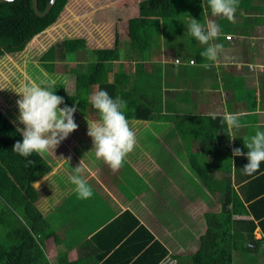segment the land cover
Wrapping results in <instances>:
<instances>
[{
  "label": "crops",
  "instance_id": "crops-1",
  "mask_svg": "<svg viewBox=\"0 0 264 264\" xmlns=\"http://www.w3.org/2000/svg\"><path fill=\"white\" fill-rule=\"evenodd\" d=\"M142 1L118 0L119 7L114 8L106 2L102 7H106L109 39L82 36L86 45L92 41L100 49L117 45L115 59L107 62L104 81L114 85V98L127 101L125 112L138 115L128 117L137 145L116 172L95 156L96 163L88 169L78 155L65 163L56 161L60 169L56 184L63 196L44 218L71 263L101 264V255L114 252L122 241L118 239L121 226L91 237L124 211H129L168 251L158 264L164 260L177 264L175 256L195 254L206 230V216L221 211L224 180L230 176L237 190L239 185L233 178L244 174L242 164L238 162L239 168L235 167V161L243 156L235 160L232 149L247 153L245 139L257 129L264 131V0H239L233 21L213 17L210 10L206 16L202 0L182 4L179 0L178 8L171 9L167 18H155V23L149 20L135 37L125 33L115 44L120 28L110 14L133 11L132 6ZM190 16L201 23L212 19L220 25L221 35L215 42L222 47L211 69L200 66L209 63L201 56L206 46L189 35ZM82 53L85 56L76 66H68L69 74L86 70L87 51L67 53L61 61L74 63L75 55L81 57ZM98 90L97 83L90 84L83 93L84 100L91 104V96ZM224 113L239 114L242 125L234 129L235 140L231 142L222 121ZM81 116L89 123L99 120L97 112L87 108ZM80 163L81 174L93 190L88 199L80 198L69 181ZM171 188L175 191L170 192ZM233 219L247 218L236 215ZM254 236L261 237L259 229ZM146 238L140 232L133 242H123L111 264L123 262ZM50 256V264H56V256Z\"/></svg>",
  "mask_w": 264,
  "mask_h": 264
},
{
  "label": "trees",
  "instance_id": "trees-1",
  "mask_svg": "<svg viewBox=\"0 0 264 264\" xmlns=\"http://www.w3.org/2000/svg\"><path fill=\"white\" fill-rule=\"evenodd\" d=\"M88 1L91 0L81 2L55 0L50 11L43 17L33 12L31 0L0 3V57L22 51L31 39L37 45L42 43L48 38L45 31L61 23L68 15L78 16L83 23L84 27H80L77 32L86 35L87 31L88 35L91 34L101 40L109 39L110 29H107L109 24L106 20V9L97 13L92 12V7L86 6L85 2ZM48 2L49 0H37L38 10L44 11ZM92 2L94 5L99 3L104 6L106 0H92ZM175 3V0H146V2L143 0L132 6L133 11H113L110 16L117 20L116 26L120 28L118 33H115V39H117L115 44L119 41L120 35L123 36L125 33L133 37L139 27L145 26L147 21L155 23L157 22L155 18H167L168 12L178 6V3ZM133 13L135 15L131 17L130 14ZM100 29L102 34L98 35ZM51 31L54 32L53 37L58 35L54 29L47 32ZM48 44L41 45H45L44 48L47 47V49L40 56V61L43 68L50 73L54 71L53 61L64 60L67 53L76 52L78 49H84L88 53L89 63L86 64V70L82 73L74 72L72 75L73 94L66 92L61 81L54 85L53 90L56 95L64 98V105L68 107L75 105L80 115L86 108L97 112L92 103L88 104L83 97L87 87L94 83L98 84L99 90L107 91L114 98V85L105 82L104 76L109 64L107 62L115 59L117 45L113 49H100L94 47L92 41L86 45L83 38L70 37L49 46ZM86 46L89 47L87 50ZM138 109L136 108L135 111ZM97 114L99 117L98 112ZM125 114L127 118H138L135 112L133 114L125 112ZM144 117L147 118V115ZM17 141H22V134L18 131V126L0 107V229H2L0 264H50L45 253L46 241L51 239L58 245L59 240L35 205L38 191L33 184L42 176L52 172L56 164L53 163L52 167L49 158L37 154L25 159L12 151ZM238 158L235 157V160ZM28 160L33 163L30 164ZM238 162L242 164L241 169H243L247 162L246 156L235 161L236 168H239ZM56 174L53 175L54 178ZM57 175L55 179L60 182V176ZM234 180L239 185L237 190H234L230 176L224 180L221 211L206 216V230L199 238V247L195 254L189 257L175 256L177 264H246L241 257L249 258L250 254L253 257L257 253L263 257L262 264H264V162L254 174L235 175ZM236 215L246 216L247 219H233ZM129 220L131 223H127ZM118 226L122 228L118 235L119 241H122L113 250L114 252L107 254L109 256L106 255V257L105 254L100 256L101 264H111L114 254L121 251L122 243L133 242L140 232L146 234V240H141L142 244L139 242L136 249L120 264H158L167 257L166 248L155 240L129 211H124L106 224L91 237V240L94 236H99ZM256 229H259L261 233L260 238L254 236ZM148 241L151 242L146 245ZM139 247L144 248L141 250ZM57 248L64 250L61 244ZM56 264L78 263L67 261V252L62 251L56 255Z\"/></svg>",
  "mask_w": 264,
  "mask_h": 264
},
{
  "label": "clouds",
  "instance_id": "clouds-1",
  "mask_svg": "<svg viewBox=\"0 0 264 264\" xmlns=\"http://www.w3.org/2000/svg\"><path fill=\"white\" fill-rule=\"evenodd\" d=\"M202 7L206 16L210 10L213 17L222 16L233 21L239 8V0H202ZM187 30L191 37L206 46L201 56L209 63L200 66L211 69L222 47L215 42L221 35L220 25L212 19H206L201 23L200 20L191 17ZM55 83V80H51L46 87L33 84L18 93L22 97L17 100L18 119L24 127L18 129L22 134V141H17L12 151L25 159L33 154L43 155L49 150H55L79 127L74 119L76 106L59 107L64 104V98L55 94L53 90ZM91 103L99 113V120L88 122L87 134L93 140L95 156L116 172L137 145L136 133L125 114L127 101L119 96L113 98L105 90H98L91 96ZM215 118L213 115V119ZM222 121L227 125L226 134L230 142L234 141V129L238 130L242 126L239 114L224 113ZM243 143L248 149L247 153L240 148H233L232 153L236 157L246 155L248 163L243 167V171L247 175H252L264 162V131L255 130L254 134L247 137ZM28 162L33 163L31 160ZM81 172L80 163V166L73 169L69 181L75 185L74 190L80 198L88 199L92 197L93 190Z\"/></svg>",
  "mask_w": 264,
  "mask_h": 264
},
{
  "label": "rangeland",
  "instance_id": "rangeland-1",
  "mask_svg": "<svg viewBox=\"0 0 264 264\" xmlns=\"http://www.w3.org/2000/svg\"><path fill=\"white\" fill-rule=\"evenodd\" d=\"M81 1L83 0H77V2ZM184 1L185 0H181L180 4L184 3ZM106 2L108 5L112 4L113 6L111 7L113 8L119 7L118 0H116L115 3L113 0H106ZM175 2V4H177L179 0H175ZM85 3L87 4V7H92L91 11L95 13L100 12L99 9H105L99 3L94 5L92 0ZM80 27H84L80 18L78 16L73 17V15H68L61 23L45 31V33L48 34V38L42 43H45V45L49 43V46L62 41L64 38H82L84 34L77 32ZM53 29L58 34L56 37H53V31L47 32L48 30ZM85 33L88 35L87 31ZM32 41L33 39L26 44L22 51L0 57V107L1 110L8 115L9 119L13 120V122L18 126V129L24 127L19 123L18 119L19 110L17 100L22 98L18 93L23 92L25 88L31 87L33 84L43 86L50 84L51 80H55L56 83L61 81L64 84L65 90L68 94H73L74 78L71 74H69L67 69L69 68L68 66H76L81 58H84L85 56L83 53L81 54V57L76 54L74 63L67 65L58 60L53 61L54 71L50 73L43 68L42 62L40 61V56H42V54L46 51L47 47L44 48L45 45L41 46L42 43L37 45V43L35 44ZM64 106L65 105L62 104L59 107L63 108ZM74 119L79 126L78 129L69 134V136L62 141L55 150H49L44 153L43 156L45 158H49V162L53 164L56 163L57 160L59 163H65L67 160L76 159L78 155L82 159L85 168L88 169L92 164L96 163L94 160L95 149L93 140L87 134L88 122L85 121L86 119L78 114L77 111L74 113ZM58 167L59 166H54L52 172L42 176L33 184L38 191V199L35 202V205L40 209L43 217L49 213L52 206L57 205L61 201L63 196L61 189H59L56 184L57 180L55 178L58 175H56L52 181V176L60 170ZM86 171L88 172V170ZM173 191H175V188L170 189V192ZM171 197H173V195H171ZM174 198L178 199L180 196H174ZM1 233L2 229H0V234ZM60 234L61 232H59V235ZM52 242L53 241L51 239L46 241L45 249L47 250H45V253L47 256L51 255L50 257L53 259L57 254L65 251L66 249L63 246L64 250L57 248L60 243L58 245L54 243L53 249H49ZM242 259L246 264H262L263 262V257L259 255V253L253 257L252 254H250L249 258L243 257ZM170 261L172 264H175L174 261Z\"/></svg>",
  "mask_w": 264,
  "mask_h": 264
},
{
  "label": "water",
  "instance_id": "water-1",
  "mask_svg": "<svg viewBox=\"0 0 264 264\" xmlns=\"http://www.w3.org/2000/svg\"><path fill=\"white\" fill-rule=\"evenodd\" d=\"M12 1H14V0H0V3H2V2H12ZM54 3H55V0H49V2L46 5L44 11L40 12L38 10L37 0H31V7H32L33 12L37 16L43 17V16H45L50 11V9L52 8V6H53Z\"/></svg>",
  "mask_w": 264,
  "mask_h": 264
},
{
  "label": "built area",
  "instance_id": "built-area-1",
  "mask_svg": "<svg viewBox=\"0 0 264 264\" xmlns=\"http://www.w3.org/2000/svg\"><path fill=\"white\" fill-rule=\"evenodd\" d=\"M178 62V60H176ZM160 264H172L170 260H164Z\"/></svg>",
  "mask_w": 264,
  "mask_h": 264
}]
</instances>
